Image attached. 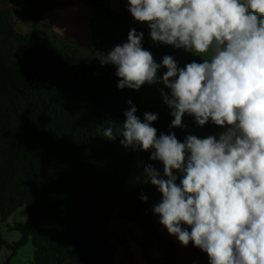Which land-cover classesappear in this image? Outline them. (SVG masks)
<instances>
[{
	"label": "clouds",
	"instance_id": "obj_1",
	"mask_svg": "<svg viewBox=\"0 0 264 264\" xmlns=\"http://www.w3.org/2000/svg\"><path fill=\"white\" fill-rule=\"evenodd\" d=\"M134 19L147 23L154 42L203 58L179 67L171 55L157 63L132 29L128 42L97 58L116 66L117 87L139 90L162 83L171 128H185V114L198 126L223 127L219 137L160 134L143 122L132 101L125 111L121 144L154 150L163 164L144 169L162 194L153 207L159 223L181 245L207 253L209 264H264V0H127ZM163 67L166 72L158 76ZM103 136L115 139L112 127ZM174 170L182 174L179 183ZM147 201V196H142ZM187 227H184V226ZM190 228V231H189Z\"/></svg>",
	"mask_w": 264,
	"mask_h": 264
},
{
	"label": "trees",
	"instance_id": "obj_2",
	"mask_svg": "<svg viewBox=\"0 0 264 264\" xmlns=\"http://www.w3.org/2000/svg\"><path fill=\"white\" fill-rule=\"evenodd\" d=\"M46 3L39 0L26 11L34 30L27 36L17 34L10 15L0 12V220L21 207L30 217L27 224L8 227L21 238L11 245L0 238V248L8 247L13 257L30 242L32 264H113L106 235L111 220L141 228L144 241L158 237L159 216L148 199H141L143 190L129 191L118 205L132 167L138 163L145 169L154 151L121 144L124 113L131 107L127 101L142 122L145 113L157 114L152 126L158 137L175 133L183 142L184 130L171 128L174 118L162 108L148 107L136 92L119 89L116 66H102L97 58L128 42L132 29L100 46L93 41L81 47L60 38L53 45L43 32L36 33ZM133 29L143 33V49L150 47V34ZM108 127L115 139L103 136ZM192 254L195 259L194 249ZM126 259L135 264L130 255Z\"/></svg>",
	"mask_w": 264,
	"mask_h": 264
},
{
	"label": "crops",
	"instance_id": "obj_3",
	"mask_svg": "<svg viewBox=\"0 0 264 264\" xmlns=\"http://www.w3.org/2000/svg\"><path fill=\"white\" fill-rule=\"evenodd\" d=\"M99 1L100 4L94 6L92 0H47L41 10L40 28L81 47H87L93 41L100 46L110 37L119 35L123 29L142 27L148 31L146 23L136 21L128 11L127 0ZM38 3L39 0H0V5L11 6V11L27 18L26 11ZM100 16L108 22L98 30L95 22ZM155 222L158 237L148 242L143 240V231L136 225L111 220L106 235L112 247L113 264H128L127 255L132 257L135 264H192L195 261L189 245H181L177 237L170 235L159 223V217L155 216ZM183 248H187L191 256L182 257L180 252Z\"/></svg>",
	"mask_w": 264,
	"mask_h": 264
},
{
	"label": "rangeland",
	"instance_id": "obj_4",
	"mask_svg": "<svg viewBox=\"0 0 264 264\" xmlns=\"http://www.w3.org/2000/svg\"><path fill=\"white\" fill-rule=\"evenodd\" d=\"M0 12H7L13 23V30L19 34L20 36H27L31 34L34 30L31 24V21L26 16H23L21 13H14L11 11V6L8 5H0ZM108 21L104 19V17H97L95 26L99 30ZM148 29V34H150V28L148 24H145ZM43 35L50 41L53 45H58L57 38L50 32L43 31L42 28L37 27L36 33ZM2 46V40L0 39V47ZM14 52L17 53V43L13 44ZM152 53L155 61L157 63H161L164 55H171L177 61L179 67L186 66L187 63L190 62H203V58L195 55L194 53L187 52L184 49H175L171 45H165L162 43L154 42L147 49ZM166 72V69L161 67L158 70L157 75L162 76L163 73ZM119 77L117 79V83L119 81ZM127 88V87H125ZM130 89V88H127ZM161 89L165 93H169L170 90L167 89L162 83H155L152 85L144 84L141 86L139 90H133L138 95L141 96L144 105L148 107L157 106L165 110L168 114L171 115V109L164 103L163 98L161 96ZM174 118V117H173ZM183 124L186 125L184 130V134L186 138L187 135H195L198 138H206L209 135L219 137V134L225 131L223 127L214 125L211 121L206 123L204 126H198L195 122L194 117L185 114L183 117ZM150 165H153L163 176V164L162 162L156 160H150ZM174 174L177 175V183H179L180 178H182V174L176 170H174ZM144 175V168L136 163L128 176L127 183L124 186L122 193L118 200V205H121L123 200L125 199L126 194L134 189H141L145 192L149 206L153 209V207L161 202L162 194L158 191V189L153 186L150 180L146 183ZM30 222V217L27 214L25 207H21L17 209L14 213H12L6 220H0V238L7 245H11L20 240L21 236L18 232L9 231L8 227H12L14 224H27ZM190 229V228H189ZM190 231V230H189ZM192 249L195 250V261H198V264H209V257L207 253L202 251L201 249L194 246ZM181 256H191L190 251L187 248H183L181 250ZM11 250L8 247L3 246L0 248V264H32L33 261V246L30 242H28L25 246L20 248L16 255L10 257ZM193 262V263H194Z\"/></svg>",
	"mask_w": 264,
	"mask_h": 264
},
{
	"label": "water",
	"instance_id": "obj_5",
	"mask_svg": "<svg viewBox=\"0 0 264 264\" xmlns=\"http://www.w3.org/2000/svg\"><path fill=\"white\" fill-rule=\"evenodd\" d=\"M192 264H196V262L192 263Z\"/></svg>",
	"mask_w": 264,
	"mask_h": 264
}]
</instances>
